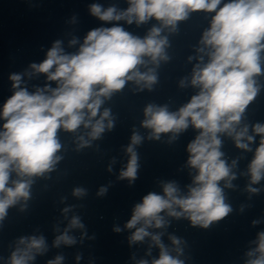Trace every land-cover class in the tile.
<instances>
[{
	"label": "clouds",
	"instance_id": "obj_1",
	"mask_svg": "<svg viewBox=\"0 0 264 264\" xmlns=\"http://www.w3.org/2000/svg\"><path fill=\"white\" fill-rule=\"evenodd\" d=\"M125 10L115 6L102 9L98 4L90 6V13L104 22L125 21L137 26L151 19L159 22L141 38L125 31L121 26L96 28L87 33L76 53H65L61 41L53 43L46 59L40 64H31V73L46 74L48 81H55V88L46 85L30 93L21 87L22 75L12 74L9 79L15 89L0 110L4 121L0 130V221L7 216L8 209L31 197V187L35 178L45 177L55 170L62 159L58 153L62 144L58 131L82 134L76 136L77 151L90 147L92 142L102 138L106 131L114 128L115 117L110 108H103L106 100L125 88L128 82L137 91H151L158 82L157 69L167 62L169 56L168 33L178 31V22L189 18L190 13L203 11L214 13L210 26L201 37L196 49L197 63L192 70L190 85L198 88L189 102L177 111L169 106L149 103L143 110L141 126L149 129L148 139L159 140L161 134L171 133V140L186 131L189 126L199 130L195 139L187 146V165L196 170L187 193H183L175 181L161 182L162 194L149 192L136 204L131 219L125 228L135 229L129 243L143 242L150 238L159 248V258L151 264H184L179 259L182 254L181 239H169L177 255L170 254L162 243V233L153 234L149 229L165 228L167 217L186 218L193 226L208 228L232 212L226 203L224 187H233L236 179L232 171L236 161L228 165L220 150L222 140L219 134L231 137L235 146L251 151L250 144L255 135L260 142L254 157L248 165L250 176L247 191L258 193L252 187L264 178V124L241 126L249 104L260 92L257 77L262 74V52H264V0H128ZM77 43L72 39L70 46ZM208 60L204 63V57ZM193 57H189L191 61ZM152 65V67H149ZM146 69L141 71V69ZM188 80L180 81L186 87ZM144 138L133 131L125 151L128 162L118 179H127L129 184L137 179L140 167L136 146ZM109 171L112 170L109 166ZM15 174V179L12 178ZM107 187L97 193L103 196ZM72 195L83 197L86 189L76 187ZM70 208H64L67 214ZM164 213V215H162ZM259 221H253L257 224ZM78 216H73L64 231L56 236L54 247L71 246L76 240L69 233L72 229H83ZM114 231L120 232L119 227ZM256 247L249 250L246 264H264V232L257 235ZM47 251L43 236L21 237L11 253L8 264H30L36 255ZM79 259V257H77ZM62 256H57L48 264H61ZM138 264H148L140 260Z\"/></svg>",
	"mask_w": 264,
	"mask_h": 264
}]
</instances>
